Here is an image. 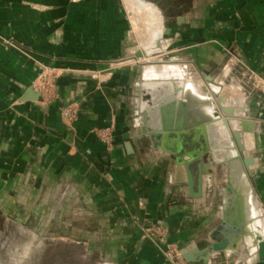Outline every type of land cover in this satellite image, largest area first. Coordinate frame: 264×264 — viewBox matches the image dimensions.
<instances>
[{"label": "crops", "instance_id": "0c3cea01", "mask_svg": "<svg viewBox=\"0 0 264 264\" xmlns=\"http://www.w3.org/2000/svg\"><path fill=\"white\" fill-rule=\"evenodd\" d=\"M157 40L155 48L173 56L156 59L148 80L160 76L158 70L165 77L164 62L188 64L189 78L218 97L220 84L231 79L223 73L231 52L264 84V0H0V209L50 210L49 221L66 227L62 239L99 245L89 254L92 264H175L164 242L138 243L140 225L153 222L186 250L199 247L189 264H249L239 251L202 252L220 222L214 179L226 173L208 169L204 201L191 198L182 166L134 123L140 61L129 59L108 84L89 76ZM39 64L63 72L60 94L49 104L27 98ZM208 76L216 80L213 91ZM222 91L232 96L227 83ZM248 96L237 108L239 117L255 122L244 144L254 159L248 169L254 217L262 218L264 85ZM73 99L80 111L70 125L60 109ZM111 123L115 146L108 152L94 130ZM84 251L76 245L77 264H85Z\"/></svg>", "mask_w": 264, "mask_h": 264}, {"label": "water", "instance_id": "95a60500", "mask_svg": "<svg viewBox=\"0 0 264 264\" xmlns=\"http://www.w3.org/2000/svg\"><path fill=\"white\" fill-rule=\"evenodd\" d=\"M6 43L13 44L11 40H6ZM157 44H159L158 40L152 44L151 51H147L143 47V44L140 43V46L136 49L137 51L134 52L131 56L127 58H118L112 60L108 63L105 69L101 71L112 70V72H114L118 69H124L130 65L128 64V60L130 59L132 61V58L143 61L139 63L143 65L144 68L150 65L157 68V65L154 64V62H156V59L159 58L163 60L173 56V54L169 52V49L159 50L155 48L154 45ZM227 53V60L225 62V65L223 66V73H226L227 75L230 74L231 79L233 80L234 78V84L231 83V79L230 81L223 80V83L220 84L221 96L217 94L218 100L216 101L215 105L210 108L211 112L213 111L212 113L214 114V117L207 120L203 119L198 121H196L195 119L193 123L189 124H193L191 126L187 125L182 129H178L176 127L167 129L165 126H163V111L161 108V102L164 95H155L156 88L146 89L143 86L145 73L142 74V77L139 76L140 79H138L135 84V95L137 98L138 108H136V118L134 123L141 125V131L145 134H148V136L152 139L153 146L155 148H161L162 150L166 151L171 155L172 159H174L179 165L182 166L186 175V180L183 182V184L187 186L191 198L204 201L206 197L207 183L209 184L210 181V178H207L205 176L208 169L212 168L211 171L214 172L217 170L218 174L222 169H224L226 173V176H219L218 178L214 179L219 180V192H213L212 195L214 196V200L216 199V201L220 202V206L218 208V216L220 218V222L212 231V240L208 242V245L205 246L202 251L206 252V254H210L212 252H226L230 244V237L234 236L237 232L240 234L241 231L244 230L243 225L250 220V217H247L246 220L243 214L239 212L235 222L236 232L232 234H224L223 236L219 237V233L223 232L226 225L229 223L227 217L221 216V208L227 203V200L225 199L227 197V192L234 191V186L231 181L227 182V178L230 173L229 162H232L231 166L236 167L239 176H241V171L244 172L248 177L249 183L251 185V202L245 207V209H250L252 211L254 210L252 205V183L248 176V169L251 165H253L254 159L246 155V145L244 144V139L245 134L254 132L255 122L245 117H239V109H237V107L244 104L246 99L249 97L248 95L253 91V89L259 88L264 84L262 81H259L258 76H256L253 71H248L243 62L237 59L236 56L231 54V52ZM133 65L137 67L136 64ZM163 65L164 64H162L161 66ZM228 66L229 70L226 71V68ZM177 68H179L178 72L171 76L167 75L166 79H171L172 77L173 81L176 82V79L180 78V73H184L186 79H190L188 64H184L181 67L177 66ZM157 72L160 76L154 77L153 79L155 80H159L162 76H164L161 74V70H158ZM48 73L54 75L52 85L54 95L52 98L53 101L56 100L60 94L59 81L63 72L62 70L54 66L39 64L36 80L41 74ZM96 73L100 72L92 71L89 73V76L99 81L100 78L99 76H96ZM206 81L210 85L209 87L211 91H213L211 82L216 80L211 76H208ZM225 83H227L232 90L231 97H226L222 93V89ZM179 89L180 87L176 86L175 91ZM160 91H162V88ZM27 95L28 99L42 102L44 104L50 103L44 99L41 92L35 90V82L32 83ZM143 101H145L146 105L142 107ZM71 106L76 107L75 109L77 115L72 122H66L62 117V111ZM192 109L194 112L193 117L199 116L202 113L198 108H186L187 111L185 112L187 117L189 115L192 117V114H190L192 112ZM79 111L80 100L73 99L61 107L60 116L66 124L71 125L78 120ZM146 113L149 114V120H146V118H144L145 120L142 121V116ZM171 119L172 117L170 116V120ZM219 121L223 122L229 128L230 132L228 136L229 140L223 146L214 143L212 140V122L219 123ZM111 125L112 123L105 127L95 128V135L97 136L96 131L102 130L103 128L109 127ZM197 128L203 129V132H201L199 135L197 132ZM175 136H177V139H179V141L174 140L173 137ZM112 139V144L115 146L114 133ZM226 148L230 151V154H228L226 157H223L221 156L220 150H225ZM112 150L110 152H112ZM233 201L234 203H237L238 201V209H240V200L237 199ZM139 204L141 208L145 209V201L143 199L139 200ZM241 207L244 209L243 204L241 205ZM262 209L264 210V208ZM39 210H44L45 212L39 213ZM49 213L50 210H46L44 208H38L37 210H17L5 206V208L0 209L1 264H7L4 258H9L11 254L18 259L16 264H77V258L74 255L76 245H81L85 250V264L93 263V257H89V254H91L93 250H96L99 245L93 246L92 244H89V242H77L71 240L67 241L62 239L63 237H61L62 235L60 233L64 232L63 230H65L66 227H62L61 225L54 223V221L50 222L49 218H47ZM261 216L262 214L260 213V217ZM257 217L259 216L257 215ZM137 218L140 220L139 217ZM37 219H39V221H37ZM262 221V224L264 226V215L262 216ZM38 222L40 224L43 223L46 226L44 233H42L41 230H37L36 227H31L32 225L36 226ZM5 224L13 225L12 232L4 231ZM152 225H160L166 227L161 222L141 224L140 226L142 229L149 228ZM50 226H52V228ZM54 226H57V230L53 229ZM49 233L59 235H53L52 239ZM243 235L246 237L245 234ZM256 237H259V235H257ZM165 239L168 242L175 244L176 249L182 256L185 264H189L193 259L196 258V255L199 253V247H194L186 250L178 242L169 240L167 235ZM143 241H149L152 244L154 242L150 237L144 235L142 231L138 243H141ZM4 242L6 244H4ZM241 246L242 244L239 246V250L241 249ZM258 246V260H256L253 264H264V239H258Z\"/></svg>", "mask_w": 264, "mask_h": 264}, {"label": "bare ground", "instance_id": "6f19581e", "mask_svg": "<svg viewBox=\"0 0 264 264\" xmlns=\"http://www.w3.org/2000/svg\"><path fill=\"white\" fill-rule=\"evenodd\" d=\"M153 71L154 69L151 67L145 68V72L147 73L148 77L152 76ZM180 78L176 80V82H170L171 80L168 81L164 80L155 84L157 94L164 95L163 100L161 102L162 103L161 108L163 111V118H164L163 126H165L167 129L174 127L178 129L180 128L182 129L187 125L189 126L190 123H193L195 119L196 121H198L203 119L207 120L209 118L214 117L213 116L214 114L212 113L213 111L211 112L210 108L213 107L216 103L214 97H212L213 95H216V93L214 92L213 95H211L210 93L207 92V88L205 86H202V88H200L196 80L183 79L182 81L184 82L182 83L180 81L181 80ZM176 86H179L180 89L175 91ZM161 88L162 91H160ZM170 89H173L174 91ZM145 105L146 104H144V106ZM186 108H198L202 113L199 116L187 117L185 112L187 111ZM170 116L172 117L171 120H170ZM212 123L213 126L211 132H212L213 142L218 145H222V146L225 145L229 140L228 137L230 133L229 128L223 122L220 121L219 123H214V122ZM197 132L199 135L201 132H203V129L197 128ZM173 138L175 141H179V139H177V136ZM220 152H221V156L223 157H226L228 154H230V151L227 148L225 150H220ZM231 164L232 163L229 162V166H230L229 181H231V183L233 184L234 191L227 192V197L225 199L227 200V203L230 204H227L226 206L224 205L223 213H222V217H227L229 223L226 225L223 232L219 233V237L223 236L224 234H232L236 232L235 222L239 212L243 214L245 219L247 217H250V220L243 225L244 230H242L240 234L237 232L234 236L230 237L231 240L226 253L229 254L237 251L238 244L241 241L245 240L247 242V245H249L248 243H250L251 245H249V248L245 246L241 250L240 256L248 258L250 257L249 256L250 254L254 253L255 256L257 252V259H255L256 261L258 260V256H259L258 239H264V226L262 224L263 221L262 218L254 217L256 215L254 210L252 211L250 209L249 210L245 209V207L251 202V185L249 183L246 174L240 171L241 176H239L236 167L231 166ZM237 199L240 200L239 202L240 209H238V201L237 203L236 202L234 203L233 201ZM242 204L244 206V209L241 207ZM242 233L245 234L246 237ZM257 235H259V237H256Z\"/></svg>", "mask_w": 264, "mask_h": 264}, {"label": "rangeland", "instance_id": "374dc122", "mask_svg": "<svg viewBox=\"0 0 264 264\" xmlns=\"http://www.w3.org/2000/svg\"><path fill=\"white\" fill-rule=\"evenodd\" d=\"M152 37L154 36H157V33L156 32H154L152 35H151ZM151 37V38H152ZM151 38H149V39H151ZM146 45V44H145ZM147 51H151V49H152V44L151 43H149L148 44V47H144ZM137 61H140V60H137ZM132 62V61H131ZM140 62H143V61H140ZM164 65H163V67H164V69H165V74L166 73H168L167 75H174V74H176L177 72H178V70H179V68H177V66H175V65H173L172 63H168V62H164L163 63ZM140 66H142V68H143V70H142V74L143 73H145V78H144V81H143V86L146 88V89H149V88H154L155 89V87H156V83H159V82H161V81H164V80H169V79H166V76L167 75H165V77L164 78H161V79H159V80H151V79H146V77H148V75H147V73L145 72V68L146 67H151V68H153L154 69V71H156V67H153V66H146L145 68L143 67V65H141V64H139ZM152 72V73H155V72ZM167 71V72H166ZM175 71V72H174ZM179 72H182V71H179ZM49 74V73H48ZM51 74V73H50ZM97 75L96 76H98V73H96ZM142 74H141V77H142ZM162 74V73H161ZM110 75H112V70H108V71H100V73H99V76H100V83L101 84H108L110 81L108 80L109 79V76ZM180 75L182 76V77H185L184 76V73H180ZM106 76V78L105 79H103L104 77ZM53 78H54V75L52 74V80L50 81V88H51V91H50V93H49V96H44L43 94H42V96L44 97V99L46 100V101H48V102H50L51 100H52V98H53V88H52V85H53ZM149 78V77H148ZM142 81H140V82H142ZM171 81H173V80H171ZM197 81H199V82H201V83H204V81L203 80H197ZM39 83V80L37 79L36 81H35V85L36 84H38ZM141 84V83H140ZM213 90H215V89H213ZM37 91V90H36ZM40 92V91H39ZM157 94V91L155 92V95ZM218 94H219V96H220V89L218 90ZM216 100H218L217 98L218 97H214ZM144 104H146L145 103V101H143L142 102V107L144 106ZM136 106H137V104H136ZM68 108H76L75 106H71V107H68ZM135 108H138V107H135ZM238 109V108H237ZM76 115H77V112H76V109H75V117L74 118H72L70 121H67V122H72L75 118H76ZM66 121V120H65ZM96 133H97V138L100 140V141H102L105 145H106V149H107V151L108 152H110L111 150H112V148L114 147V145L112 144V141H113V139H112V137H113V133H114V126L113 125H111V126H109V127H106V128H103L102 130H99V131H96ZM104 134V135H103ZM105 136V137H104ZM107 136V137H106ZM232 163V162H231ZM227 204H230V203H226V205ZM225 205V206H226ZM44 213L45 211L44 210H39V213ZM263 213V212H262ZM263 215H264V213H263ZM37 221H39V219H37ZM31 227H36L37 228V230H41L42 231V233H44V231H45V225L43 224V223H37V225L35 226H31ZM51 228H52V226H50ZM57 228V226H54L53 227V229L54 230H57L56 229ZM12 230H13V225H11V224H5V226H4V231L5 232H12ZM244 242V243H243ZM4 244H6L5 242H4ZM54 244H55V242H54ZM240 244H242V246L240 247L241 249L239 250V246H240ZM249 245H251L250 243H248ZM249 245H247V242L245 241V240H243V241H241L239 244H238V250L237 251H239V256H240V252H241V250L245 247V246H247L248 248H249ZM236 252V251H235ZM234 253V252H233ZM250 257H248V258H245V257H242L246 262H248L249 264H253L254 262H255V259H257V252H256V254H255V256H254V253L253 254H250L249 255ZM4 260L7 262V264H16V262L18 261V259L16 258V257H14L12 254L10 255V257L9 258H4ZM0 261H2V260H0ZM2 263V262H1ZM0 263V264H1ZM4 264V263H3Z\"/></svg>", "mask_w": 264, "mask_h": 264}, {"label": "built area", "instance_id": "2783aa9c", "mask_svg": "<svg viewBox=\"0 0 264 264\" xmlns=\"http://www.w3.org/2000/svg\"><path fill=\"white\" fill-rule=\"evenodd\" d=\"M38 80L39 83L35 85V90L40 91L44 96H49V93L51 91L50 81L52 80V74H41ZM62 117L64 120L70 121L75 117V108L64 109L62 111ZM142 231L144 235L150 237L155 243L164 242L166 247V256L175 264H185L182 256L180 255V253H178L175 244L166 242L165 229L162 226L152 225L149 228H142Z\"/></svg>", "mask_w": 264, "mask_h": 264}]
</instances>
